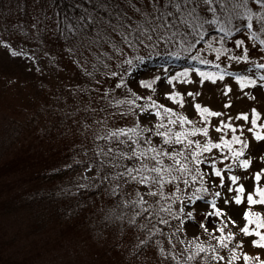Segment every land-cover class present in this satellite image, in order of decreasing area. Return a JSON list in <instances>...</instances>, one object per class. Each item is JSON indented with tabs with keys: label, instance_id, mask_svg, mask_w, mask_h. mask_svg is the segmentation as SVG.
<instances>
[{
	"label": "snow or ice",
	"instance_id": "snow-or-ice-1",
	"mask_svg": "<svg viewBox=\"0 0 264 264\" xmlns=\"http://www.w3.org/2000/svg\"><path fill=\"white\" fill-rule=\"evenodd\" d=\"M31 16L11 25L23 37L19 47L2 36L0 46L37 62V69L41 52L59 67L53 49L44 50L54 40L60 55L93 79L90 95L102 91L100 98L119 106L122 116H136L134 124L119 127L108 125L114 113L93 120L100 130L92 155L84 148L85 159L77 161L83 175L76 190H94L101 209L111 202L104 218L143 230L139 245L166 233L173 250L177 241L185 246L184 259L161 247L162 257L180 264H264V213L252 208L264 205V167L251 172L254 159L264 162L262 113L255 105L236 111L235 119L224 111L240 96L264 97V56L251 55L240 35L258 40L264 51L255 30L264 33V0H33ZM7 23L0 31H9ZM213 29L219 35H208ZM151 56L191 63L174 68L165 59L140 71ZM205 88L222 90V108L198 99ZM90 107L91 100L85 111ZM237 169L255 181L252 190ZM201 231L209 243L198 239ZM238 232L260 251H245L248 241L234 239Z\"/></svg>",
	"mask_w": 264,
	"mask_h": 264
},
{
	"label": "trees",
	"instance_id": "trees-1",
	"mask_svg": "<svg viewBox=\"0 0 264 264\" xmlns=\"http://www.w3.org/2000/svg\"><path fill=\"white\" fill-rule=\"evenodd\" d=\"M20 7L21 0H0V28L5 21L9 31L11 25L27 22V16L19 15ZM255 30L264 38L259 26ZM208 35L219 34L213 29ZM240 35L250 41V49L264 53L258 40L247 38L244 32ZM66 62L63 60L68 70ZM71 62L79 79L67 82L63 78V82L59 78L61 83L52 85L49 78L37 74V67L31 69L26 59H10L0 46V264H53L39 261L48 252L36 255L32 249L45 236L49 238L46 242L56 239L67 247L100 249L102 264H180L160 255L161 247L177 249V245L171 248L166 233L139 245L137 236L144 239L143 230L122 228L119 220L104 218L111 202L101 209V196L94 190H76L81 183L76 174L82 169L77 161L85 159L84 148L92 155L93 135L100 130L93 120L108 112L115 114L108 119L110 127L134 121L132 114L122 116L116 111L119 106L101 99L102 91L94 89L90 95L87 85L93 79ZM90 100L91 107L85 111ZM85 123L92 126L85 130ZM69 164L71 167H65ZM69 186L75 188L67 190ZM135 188L133 184L127 191L133 193ZM15 220L21 221L19 226L14 227ZM198 239L210 242L203 232ZM8 250L10 256L6 257Z\"/></svg>",
	"mask_w": 264,
	"mask_h": 264
},
{
	"label": "rangeland",
	"instance_id": "rangeland-1",
	"mask_svg": "<svg viewBox=\"0 0 264 264\" xmlns=\"http://www.w3.org/2000/svg\"><path fill=\"white\" fill-rule=\"evenodd\" d=\"M32 5H33V0H21V7H20V14L19 15L24 16V17L27 16V22H29L32 18V16H31ZM0 36H2L4 39H8L10 42H12L14 47H19L20 41L23 39V37L20 35L18 29H12L8 33L0 31ZM245 40H246V44L249 45L250 41L246 38H245ZM27 43L29 44V47H31L32 42L29 41ZM48 48H52L54 53L60 57L57 61L60 66L56 67V65H54V64H49V61L48 60L46 61L47 57H44L43 52H41V53H39L40 59H39L38 63L40 65V67H39V69H37V74L40 76L46 77L47 79L49 78V80H51L52 85L61 83V80H58L59 78H61L62 80H63V78H65V80H67V82H70L72 80L77 79L79 77V75L77 76L76 75L77 73L74 72L73 69L71 68V65H72L71 59H67L66 56L60 55L58 47L55 45L54 40L52 43H48L46 41V44L44 46V50H48ZM250 54L253 56H264V53L259 51L255 47H251ZM9 58L14 60V61L26 59L22 56H13L10 53H9ZM165 59H167V62L170 65H172L174 68L177 67L178 65H185L186 66L188 63H191L190 61H185L182 58H172V57L165 58L164 56H159V57L151 56V58L146 62L144 68H142L140 71H143V72L150 71V70H152L154 64L158 65V64L162 63ZM63 60H67L66 63H67V65L69 64L71 69L69 68L67 70L64 67ZM27 61H29V60H27ZM29 63L31 65V69H36V63L37 62H30L29 61ZM53 67L56 71L54 73H53ZM249 70L251 71V69H249ZM56 73H58V74H56ZM58 75H60V77ZM63 82H64V80H63ZM162 87H166V86L162 85ZM196 87H199V85H197ZM237 89H238V86L236 88H234V90H233L234 93L237 92ZM121 91H123V90H120L119 92H121ZM221 91H222L221 89H216V88H212L211 90H209L208 88H205L202 92V95L200 97H198V99L202 103H206V104H209V106H213L216 109H220V108H222V99H223V97L221 95ZM229 96L231 97L232 94H229ZM157 98L160 99L161 102L170 103L167 100V98L163 97L162 95L158 96V97L154 95V99H157ZM253 105H255L257 107V109L262 113L261 120L258 121V123L264 122V97L258 96L256 99H249L247 97L240 96L239 98L235 99L234 106H229V108L224 109V111H225L226 115H233V117L235 119L234 114L236 111L247 110L250 112V109ZM153 117H154V113H153ZM190 118H196V117H190ZM132 119L135 123L136 116L132 115ZM239 122H243V120L241 119ZM36 126L40 127L39 124ZM249 126H250V122H249ZM212 132L215 133V129H212ZM229 134H230V132H229ZM245 134H246V136L250 137L249 133L246 132ZM215 138L218 139L219 134H217L215 136ZM252 142L255 143L254 139ZM213 150L216 151L215 149H213ZM257 167H264V162H261L258 158L254 159L253 165L251 166L252 174H254ZM235 171L237 174H240L242 176V182L245 183L248 190H252V186L255 184V181L251 179L249 173L246 170H240V169H237ZM82 175H83V168L76 174V179L79 183L81 181L78 179V177H80ZM244 177H249V178L244 179ZM74 188L75 187L69 186L67 190H73ZM245 206H247V205H245ZM201 207H203V205H201ZM252 208L256 211L264 213V205H260V204L253 205ZM202 218H203V214L198 213L197 219H202ZM20 222L21 221L15 220L14 227H16L17 225L19 226ZM233 228H234V226H233ZM52 234H54V233H52ZM192 235H194V234L189 233L188 239H191ZM240 238H243V239L248 241L247 247L244 248L245 251H249L252 254H254L257 251H260L259 248L253 247L251 245V243H250L251 237H243V235L238 232L237 236L234 239H240ZM48 239L49 238H47L46 236H45L44 240L38 239L39 244H37L35 247L32 248L36 255H38L37 252H39V253L48 252L47 257L41 258V259H39V261L42 260L45 263L52 262L53 264H102L101 260L98 257V255H100L102 253V251L100 249H98L97 251H92L86 247L84 249H82L83 248L82 246L67 247L63 243L59 244L56 241V239L54 242H46L45 240H48ZM176 245H177V249H175V251H174L175 255L180 257L181 259L186 258L187 252L185 250V246L181 245L178 241L176 242ZM9 256H10V252L8 250L6 257H9ZM220 264H223V262H220ZM237 264H241V261H239Z\"/></svg>",
	"mask_w": 264,
	"mask_h": 264
}]
</instances>
